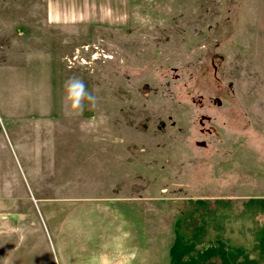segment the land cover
Masks as SVG:
<instances>
[{"label":"rangeland","instance_id":"obj_1","mask_svg":"<svg viewBox=\"0 0 264 264\" xmlns=\"http://www.w3.org/2000/svg\"><path fill=\"white\" fill-rule=\"evenodd\" d=\"M260 4L0 0V264H264Z\"/></svg>","mask_w":264,"mask_h":264},{"label":"clouds","instance_id":"obj_2","mask_svg":"<svg viewBox=\"0 0 264 264\" xmlns=\"http://www.w3.org/2000/svg\"><path fill=\"white\" fill-rule=\"evenodd\" d=\"M66 100L71 101L69 107L79 113L83 109L82 101L87 99L91 102L89 106H93L95 103V97L86 90L83 80L79 78H70L66 82Z\"/></svg>","mask_w":264,"mask_h":264},{"label":"crops","instance_id":"obj_3","mask_svg":"<svg viewBox=\"0 0 264 264\" xmlns=\"http://www.w3.org/2000/svg\"><path fill=\"white\" fill-rule=\"evenodd\" d=\"M264 0H261V4L257 7L258 9H260V14L259 16L261 17L262 21L264 20Z\"/></svg>","mask_w":264,"mask_h":264}]
</instances>
